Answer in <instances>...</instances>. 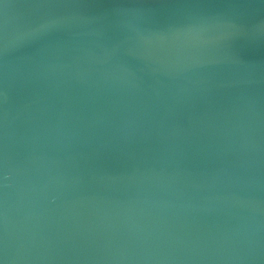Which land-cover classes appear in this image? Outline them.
<instances>
[{
    "label": "water",
    "instance_id": "95a60500",
    "mask_svg": "<svg viewBox=\"0 0 264 264\" xmlns=\"http://www.w3.org/2000/svg\"><path fill=\"white\" fill-rule=\"evenodd\" d=\"M0 264H264V0H0Z\"/></svg>",
    "mask_w": 264,
    "mask_h": 264
}]
</instances>
